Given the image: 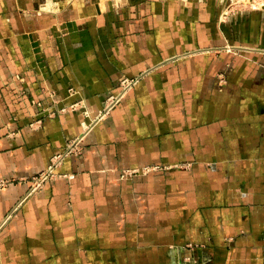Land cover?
I'll return each mask as SVG.
<instances>
[{
	"label": "crops",
	"instance_id": "crops-1",
	"mask_svg": "<svg viewBox=\"0 0 264 264\" xmlns=\"http://www.w3.org/2000/svg\"><path fill=\"white\" fill-rule=\"evenodd\" d=\"M228 5L0 0V264H264V10Z\"/></svg>",
	"mask_w": 264,
	"mask_h": 264
},
{
	"label": "built area",
	"instance_id": "built-area-1",
	"mask_svg": "<svg viewBox=\"0 0 264 264\" xmlns=\"http://www.w3.org/2000/svg\"><path fill=\"white\" fill-rule=\"evenodd\" d=\"M137 78H123L120 82V90L117 94L110 95L106 101V106L103 109V112H106V108L110 105H113V107L120 101L122 96L129 91L137 82ZM110 111H107L109 113ZM97 119V118H96ZM98 121V119H97ZM90 128L88 127V130ZM81 143V137L74 138L69 141L66 149L54 156L51 159L50 164L48 167L40 172L38 175L32 177V186H31V192H35L49 179H52L56 175V169L61 163V161L68 155L77 153L79 151ZM7 181H0V186L6 185Z\"/></svg>",
	"mask_w": 264,
	"mask_h": 264
},
{
	"label": "rangeland",
	"instance_id": "rangeland-1",
	"mask_svg": "<svg viewBox=\"0 0 264 264\" xmlns=\"http://www.w3.org/2000/svg\"><path fill=\"white\" fill-rule=\"evenodd\" d=\"M227 1H228L229 5L227 7L226 12L223 14V16H225V17L229 13H233L236 11H242L244 13H249V12L255 11V10H264V0H227ZM89 125H91V126H89ZM87 126H89V128L91 129L92 123L89 122ZM85 133H87V132H85Z\"/></svg>",
	"mask_w": 264,
	"mask_h": 264
},
{
	"label": "bare ground",
	"instance_id": "bare-ground-1",
	"mask_svg": "<svg viewBox=\"0 0 264 264\" xmlns=\"http://www.w3.org/2000/svg\"><path fill=\"white\" fill-rule=\"evenodd\" d=\"M126 93H127V92H126ZM104 108H105V107H104ZM112 108H113V105L108 106V107L106 108V112H107V111H110ZM106 112H101V113H99V115H97L96 118L101 119V118L106 114ZM94 118H95V117H94ZM89 126H91V125H89ZM84 136H85V135L82 133L80 136H77L76 139L79 138V137H81V142H82Z\"/></svg>",
	"mask_w": 264,
	"mask_h": 264
}]
</instances>
